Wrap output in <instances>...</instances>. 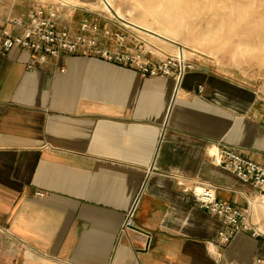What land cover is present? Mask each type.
<instances>
[{"label": "crops", "instance_id": "obj_1", "mask_svg": "<svg viewBox=\"0 0 264 264\" xmlns=\"http://www.w3.org/2000/svg\"><path fill=\"white\" fill-rule=\"evenodd\" d=\"M29 11L0 3V42ZM191 62L177 83L92 56L0 53V264H264V190L214 160L229 146L264 166V82ZM198 185L257 234L223 243Z\"/></svg>", "mask_w": 264, "mask_h": 264}, {"label": "rangeland", "instance_id": "obj_2", "mask_svg": "<svg viewBox=\"0 0 264 264\" xmlns=\"http://www.w3.org/2000/svg\"><path fill=\"white\" fill-rule=\"evenodd\" d=\"M74 1L75 5L64 4L62 0H0V3L29 10L38 2L58 5L62 22L73 31L78 30L82 19L89 18L105 27L108 21L122 22L119 15L129 25V31L137 35V46L146 51L151 49L155 58L177 54L180 47L188 60H205L221 74L251 84L264 82V0H177L173 18L166 20L165 25L168 29L175 21L179 27L177 44L135 26L137 22L153 24L152 16L163 9L149 0H112L111 11L101 0ZM203 38L208 41L198 42Z\"/></svg>", "mask_w": 264, "mask_h": 264}, {"label": "built area", "instance_id": "obj_3", "mask_svg": "<svg viewBox=\"0 0 264 264\" xmlns=\"http://www.w3.org/2000/svg\"><path fill=\"white\" fill-rule=\"evenodd\" d=\"M62 19L58 5L45 6L38 2L29 11L27 18L13 17L9 20V24L19 32L6 35L1 40L0 53L6 54L13 48H21L33 52L38 63L46 62L49 57L59 58L62 54L92 56L135 68L144 76H173L177 83L193 67L192 62L183 55L166 54L155 58L151 49L146 51L143 46H137V35L129 31L125 20L108 21L105 27H101L99 23L86 18L81 20L78 30L73 31ZM33 67L32 63L28 66L29 69ZM214 160L241 180L264 190L263 165L246 158L229 146L220 148L214 155ZM191 195L201 208L223 222V229L219 232L223 243L240 231L257 234L251 228L246 213L217 199L211 186H193ZM132 212L127 215L123 231L133 226Z\"/></svg>", "mask_w": 264, "mask_h": 264}, {"label": "bare ground", "instance_id": "obj_4", "mask_svg": "<svg viewBox=\"0 0 264 264\" xmlns=\"http://www.w3.org/2000/svg\"><path fill=\"white\" fill-rule=\"evenodd\" d=\"M176 1L177 0H149V3H151V4H155L158 7L163 6V9L161 10V12L152 16L153 24H157L158 26L154 27L152 23L147 24L144 22H137V24L135 23V26L139 30H142L143 32H147L148 34L157 35L161 38L166 39L168 42L175 44L177 41L176 36L178 35V33L180 31L179 27L177 26V24H175V21L172 23L173 26H169L168 29H166L165 25L168 24L167 23L168 21L166 22V20H170L173 18L174 14H172V9H173L174 5L176 4ZM207 1H209V0H206V2ZM233 1L244 2L245 0H233ZM62 2L64 4H67V5L68 4H70V5L74 4L75 5L77 3L74 0H62ZM101 2L107 10L111 11V7L113 6L112 0H101ZM117 17L120 18L121 20L124 19L123 17H121L119 15H117ZM129 24L132 25L131 22H129ZM203 41H208V40L206 38L198 40V42H200V43H203ZM177 49H178V47H177ZM177 51H178L177 54L183 55L185 57V53L183 52V49H181L179 47V49ZM213 51H214V49H213Z\"/></svg>", "mask_w": 264, "mask_h": 264}]
</instances>
